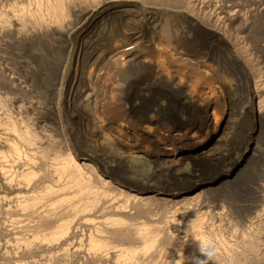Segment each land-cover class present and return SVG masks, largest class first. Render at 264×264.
I'll use <instances>...</instances> for the list:
<instances>
[{
    "label": "bare ground",
    "instance_id": "1",
    "mask_svg": "<svg viewBox=\"0 0 264 264\" xmlns=\"http://www.w3.org/2000/svg\"><path fill=\"white\" fill-rule=\"evenodd\" d=\"M69 1L30 0L26 6L10 7L15 18L10 28L18 33L11 40L22 42L25 49L35 39H50L54 26L67 34L78 33L80 42L74 50L66 48L65 55L55 64L58 83L49 82L52 87L62 85L69 54L73 53L72 69L65 82L63 111L58 104L59 89L43 86L44 92H36L54 104L59 119L57 128L65 146L63 155L55 153L50 164L37 168L36 155L27 151L38 138L35 125L17 118L0 119V129L15 137L14 141L0 134V163L3 164L0 189L26 190L37 179L51 183L42 186L36 195L16 199L13 208L19 214L24 213L22 217L26 220L24 217L20 220L29 225L21 226L23 221H13L6 228L10 238L5 248L16 256L32 260L31 264H158L169 257L171 243L183 237L184 255L174 258L173 264L177 260L181 264H195L196 260L204 259L196 237L207 235L219 249L210 264H233V251L237 248L227 244L222 230L215 227L209 216L216 209L221 212L219 216L225 214L229 211L226 205L206 207V214L187 220L185 229L176 227V220L171 222L175 228H168L165 215L171 204H180L182 210L198 207L208 187L222 190L232 184L241 193L258 198L255 220H248L246 224L250 229L257 227V264H264V181L260 179L264 176V167L254 156L255 129L264 125L262 80L248 79L245 97L251 103L254 101L250 106L252 116H256L254 130L245 137L247 152L239 166L228 175L219 178L217 173L203 170L194 181L181 184L158 181L153 185L130 178L128 165L129 157L136 155L176 166L186 161L212 163L215 160V153L227 138V130L235 122L234 117L241 113L233 94L235 84L224 69H218L207 42L211 40L226 48L236 58V66L247 71V57L239 54L235 43L238 36L229 34L228 28L236 24L245 27L249 20L258 23L257 16L264 14V8L258 3L245 8L231 1L182 0L176 7L177 16L188 25L192 35H182L168 45L153 26L150 15L153 10H145L149 11L145 20L127 28L128 12L141 8L136 0H99L93 6L80 9L82 29L73 25L71 18L78 11ZM6 15L1 12L0 21L6 20ZM101 18L107 27L101 34L103 37H99L98 29L85 33L89 24H98ZM16 19L21 22L19 29L15 28L19 24ZM31 20L40 27H29ZM16 44L11 47L15 48ZM22 65L16 72L0 68V90L21 91L29 99L42 89L43 71L30 62ZM187 73L193 76L191 81L190 78L186 81ZM155 87L164 89L167 96H184L186 109L197 114L199 123L177 119L164 122L147 101ZM90 99L93 110L79 109L72 113L73 106L86 108ZM9 101L19 106L25 103L20 97ZM70 111L73 124L65 126L62 118ZM186 115L194 118L189 113ZM169 125L174 127L169 129ZM78 128L80 134L76 132ZM247 158L253 162L251 165ZM16 163L21 165L15 166ZM134 214H142L146 219L155 216L158 225L137 222ZM101 215L104 218L99 221ZM225 224L229 226L230 221ZM242 236L245 241L249 238L246 234ZM56 248H61L60 255L52 251ZM21 260L17 264H27Z\"/></svg>",
    "mask_w": 264,
    "mask_h": 264
},
{
    "label": "rangeland",
    "instance_id": "2",
    "mask_svg": "<svg viewBox=\"0 0 264 264\" xmlns=\"http://www.w3.org/2000/svg\"><path fill=\"white\" fill-rule=\"evenodd\" d=\"M27 1L30 0H0V13L3 12L5 15L7 14L6 20L4 19L0 21V68L7 67L10 68V70L12 69L13 72H16L15 69L23 67L22 63L25 64L26 62H30L31 65H36L35 67H37L38 65L37 70H41L40 72L43 71L42 73L44 76L42 79L41 88L43 86V88H51L52 86H50L49 84L50 81L58 83V80L56 78L58 75L54 70L55 68H57L56 66L58 65V60L65 55L66 48H72L74 50L78 47L80 36L78 33L75 34L71 32L70 34H67L65 33L66 31L63 32V30L61 32L59 30H56L54 26L53 30L55 29V31H53V34L52 31L49 33L50 39H35L33 40L34 42H31V44H33L31 45V47L33 46L32 48L29 47L28 49H25L26 47H24L25 45L22 44V42H15L11 40V38H14L18 33H16V30L13 32V28H10L11 24L13 25V23L15 22L12 10L10 12V7L12 8L14 4H18L19 6H26ZM70 1L69 2L73 4V6H75L78 11L76 13L77 16L71 18L73 21V25L78 29H82L84 28V23H82L81 14L79 13L80 9L93 6L99 0ZM136 1L141 8L133 9L128 12L125 19V23L128 29H131L134 25L143 22L145 20V16L149 13V11L145 10L149 9L153 10L150 14L151 18L153 19V26L159 32V34H161L165 38L166 44L169 45L173 43L176 39L182 37V35H192L188 25L177 16L178 11L176 7L181 5L182 0ZM222 1H231L243 5L245 8L249 7L252 3H258L261 8H264V0ZM257 18L260 19L258 23H253V20H249V23L245 27L237 26L236 24L228 28L229 34L238 36V39L235 41V43L239 47V54H245V56L247 57V60L249 62L247 71H243L236 66V58L232 57L226 48L217 45L216 42L211 40L207 42L209 44V48L212 47L211 54L214 63L216 64L218 69H224L232 78V83L235 84V86L233 87V94L236 100L238 111H240L241 113V115L234 117V124L230 129L227 130V138L221 142L219 150L214 155L215 160L212 163H206L203 161L193 163L190 161H186L183 164L176 166L172 165L171 163L165 162L155 163L152 161V159L144 155L131 156L128 159L130 178L140 180L143 183L149 182L153 185L157 184L158 181L166 182L168 184H181L182 182L186 183V180L194 181L193 178L200 177L203 170L209 171L213 174L217 173L218 177L222 178L239 166L240 161L243 159L244 154L247 152L245 137L253 129V121H255L256 119V116L253 117L250 110V106H253L254 101L251 103L250 99L245 97L249 82L248 79L253 77L256 78V80H262V82L264 83V23H261L262 21H264V14H260V16H257ZM16 20L19 21L18 19ZM32 22L33 21L31 20L28 25L29 27L33 29L40 27L36 25V23L33 22V24ZM97 23L98 24H89L87 28L84 29L87 31H85V33H90L91 31L98 29V33L101 32L99 34V37H103L101 34H104L105 30L107 29L106 21L101 18ZM19 25L21 26L20 21L18 26H15V28H21ZM54 32L57 34H55ZM10 40L13 42H9ZM15 44V48H12ZM30 57L33 58L31 59ZM73 58V53H70L69 62L67 65L68 69L64 74L62 85L52 87V89L54 88L60 90L61 98L58 104L60 106L59 109L61 112L63 111L64 96L66 92L65 82L66 78L69 76V70L72 69ZM38 59L39 62L37 61ZM31 61L33 63H31ZM35 61L37 63H35ZM41 67L46 69H42ZM25 68L26 67H24V69ZM48 71L50 74L48 73ZM22 75L17 76L18 78H22ZM189 78L191 81L193 79V76L190 73H187L185 75V79H187L186 81H188ZM43 80H45V85ZM238 80H240L241 82H239ZM43 88L35 91V95L29 97V99L27 98L28 96L24 97V95L22 94L23 92L21 93V91L7 93L5 92V90H0V119H21L25 123L30 122L34 124L36 131L38 130L37 132L39 134L37 135V140L27 148V151L29 153L36 155L37 159L35 166L37 168H42V166L50 164V158L53 157L55 153H59L61 155L65 153L63 139L61 137V133L57 128L59 119L56 114L54 104L53 102H49V100H46L40 93H37L36 95V92H44L45 89L43 90ZM12 97L24 98L25 103H23L21 106H19L18 104H14L13 102L9 101V99H11ZM147 101L149 105L151 104L153 109H157V115H159L161 119H164V122L166 123H168V121H170L171 119L187 121L188 123H199V118L196 117L197 114L194 111H188L186 109L184 96H182L181 98L177 96H167L164 93V89H162L161 87H155V89L147 97ZM75 106H73V109H71L72 113L73 110L75 112L79 111V109L93 110L92 99L88 101L86 108L80 107V105L78 104H76ZM71 111L67 114V116H64L62 118V122L65 126H71L73 124L69 117ZM188 113L194 118H188V116L186 115ZM66 122L68 125L66 124ZM171 127L173 128L174 125H169V129ZM79 129L80 128L77 129L78 131L76 130L77 134H80L81 132V130ZM67 131H69V129H67ZM0 134L3 136H8L15 141L14 135H9L2 129H0ZM254 145L256 149V151L254 152L256 162L261 163L264 167V125L258 126L255 129ZM3 150H7L6 145L4 146ZM246 161L247 163L249 162V165L253 163L250 162L248 158L246 159ZM1 163L0 166L3 165ZM111 164L115 165V163ZM20 165V163H16L15 166ZM260 179L264 181V176L260 177ZM49 182L50 181L47 179H37L35 183L30 184V186L26 190L23 188H18L14 191H4L0 189V264H17V262L21 259V261L26 262L27 264L32 263V260L23 259L19 255L16 256L14 255V253H10L9 249L5 248L7 241L10 238L7 235L8 233L6 232V228L13 221H23L20 219H22L23 217L25 218V216L22 217L24 213L19 214L13 208L19 197L21 198L23 196L29 197L32 195H36L39 193L37 191H40L41 188L43 189L44 185H47ZM210 187H208L209 189H207L202 199H200V204L198 207H191L182 210L180 204H171L169 208H167L168 212L165 213V215L167 214L166 216L168 221V228L174 229L175 227H173L171 222L173 220H176V227L185 229L187 220L192 219L195 216H200V214L202 215V213L206 214V207L213 206L214 204L226 205L229 211L225 212V214H221L219 216L218 214L221 212L219 209H216L214 210L215 212H210L209 216L212 218V221L215 222V227L217 228L218 226L222 230V234L226 239L227 244L231 245L232 248H237L236 252L233 251V253H235L233 264H245L246 262H250V264H257L259 262V252H257L256 249L257 238L255 237L257 227L254 225V227L250 229V227H248L246 223L248 220L252 222L255 220L256 214L259 210L258 198L256 197V195H245L241 193L240 191H238V187H233L232 184L227 185L226 187L222 188V190L214 186H212L211 188ZM3 203L5 204L3 205ZM103 218L104 216L101 215L98 217V220L101 221ZM134 218L137 222H147L158 225V218L155 216H153V218L151 219H146L142 214H134ZM219 218L222 220L221 223L219 222ZM25 220L23 222H20L19 225L28 226L29 224H27V221ZM225 221L226 223L227 221H230V225L228 226L227 224H225ZM29 223L32 227H35L33 222ZM88 226H91V224ZM182 232L183 234H185L184 230H182ZM186 234L188 235L187 232ZM242 234L249 235V238L246 239V241L243 240L244 238ZM182 238H177V240L171 243L167 252L169 257L165 260H162L158 264H173L174 258L178 256L182 257L184 255L181 247ZM52 251H56L60 255L61 248H56Z\"/></svg>",
    "mask_w": 264,
    "mask_h": 264
},
{
    "label": "clouds",
    "instance_id": "3",
    "mask_svg": "<svg viewBox=\"0 0 264 264\" xmlns=\"http://www.w3.org/2000/svg\"><path fill=\"white\" fill-rule=\"evenodd\" d=\"M196 242L199 246V252L204 259L196 260L195 264H210L219 253L215 241L207 235H200L196 237ZM176 264H181V262L177 260Z\"/></svg>",
    "mask_w": 264,
    "mask_h": 264
}]
</instances>
